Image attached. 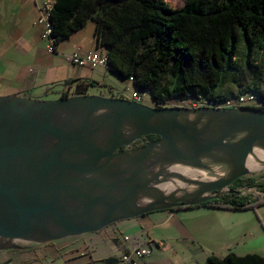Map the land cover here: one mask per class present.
<instances>
[{
  "label": "water",
  "instance_id": "1",
  "mask_svg": "<svg viewBox=\"0 0 264 264\" xmlns=\"http://www.w3.org/2000/svg\"><path fill=\"white\" fill-rule=\"evenodd\" d=\"M26 94L0 95V250L242 194L233 182L264 153V108Z\"/></svg>",
  "mask_w": 264,
  "mask_h": 264
},
{
  "label": "trees",
  "instance_id": "2",
  "mask_svg": "<svg viewBox=\"0 0 264 264\" xmlns=\"http://www.w3.org/2000/svg\"><path fill=\"white\" fill-rule=\"evenodd\" d=\"M50 19L55 48L95 21L96 47L104 49L107 68L147 90L159 107L247 92L264 99V0H186L180 7L166 0H54ZM86 89L77 83L76 93ZM262 204L264 199L225 193L200 205L240 210ZM206 264H264V256L230 252L211 255Z\"/></svg>",
  "mask_w": 264,
  "mask_h": 264
},
{
  "label": "crops",
  "instance_id": "3",
  "mask_svg": "<svg viewBox=\"0 0 264 264\" xmlns=\"http://www.w3.org/2000/svg\"><path fill=\"white\" fill-rule=\"evenodd\" d=\"M44 1L0 0V95L29 93L53 99L63 92L79 94L78 82L86 86L88 94L124 95L121 88L131 84V80L120 79L104 66H77L64 58V54L75 50L85 53L97 49L95 21L89 20L62 40L56 52L49 50V42L42 37V27L37 22ZM247 210L177 206L55 241L19 240L15 242L21 248L0 250V264H107V258L118 259L139 246L151 248L142 264H206L209 256L224 257L230 252L264 256L263 222L262 230L259 223L243 214ZM253 241L263 246L250 247Z\"/></svg>",
  "mask_w": 264,
  "mask_h": 264
},
{
  "label": "built area",
  "instance_id": "4",
  "mask_svg": "<svg viewBox=\"0 0 264 264\" xmlns=\"http://www.w3.org/2000/svg\"><path fill=\"white\" fill-rule=\"evenodd\" d=\"M53 8V1L46 0L44 1L40 14L38 17V24L42 27V37L45 38L49 44L48 48L51 52H56L54 46V38L52 36L53 26L51 24V11ZM64 58L67 62L84 67L95 68L98 66H104L107 68L108 59L105 51L102 49H95L89 52L82 53L80 50H75L70 53L64 54ZM130 79H133L131 77ZM146 95H150L147 90L136 89L133 86L130 99L144 103L143 99ZM151 97V95H150ZM187 102V101H183ZM189 106L199 107V106H210L216 108H240V107H264V99H260L258 94L255 92H247L245 94L239 95L237 97L229 98L220 102H215L213 100L200 99L197 101H188ZM173 106V105H172ZM176 106V105H174ZM181 106H188L182 105ZM129 237L126 236V239ZM151 253V248L148 246H139L135 247L132 250L123 253L119 258L116 264H142L141 261L143 258L148 256Z\"/></svg>",
  "mask_w": 264,
  "mask_h": 264
},
{
  "label": "rangeland",
  "instance_id": "5",
  "mask_svg": "<svg viewBox=\"0 0 264 264\" xmlns=\"http://www.w3.org/2000/svg\"><path fill=\"white\" fill-rule=\"evenodd\" d=\"M166 1L168 2V4L171 7H180V6L184 5L186 0H166ZM242 54H243V47L240 44L239 45V51H238V58L241 59L242 58ZM255 57L257 59H259V56L256 55ZM120 79H122V78H120ZM124 83H126V82H124ZM121 89H122V92L124 93V96L126 98L130 99L131 93H132V89H133V84L131 83L128 86H126V84H124V86ZM56 96H57V94H56ZM143 101H144V103H147V104H149L151 106H155V103L153 102V99H152V97H150V95H146L144 97ZM172 104H173V106L174 105H181V104L189 106L188 101L187 102L174 101ZM169 106H172V105H169ZM134 146H137V144L134 145ZM193 173H195L193 176H198V174H196V172L193 171ZM244 177H245V179L242 182V183H244L243 184L244 187H241L236 182H233L231 187H234L236 189H241L243 195H247V196H249L251 198L261 199V200L264 199V166L254 168L250 172V174H248V175H246ZM251 178L254 179L253 182H252ZM243 214H247L246 216H250V218H251V220L253 222L259 223V225L261 226V229L263 230V227L261 225V220H262L263 225H264V204L259 205V206L255 207L254 209L251 208V209H249L247 211H244ZM261 229L259 228L258 231L263 232L264 230L262 231ZM263 244L259 243V242H256V241H253L252 243H250L249 246L253 247V248H256V247H262Z\"/></svg>",
  "mask_w": 264,
  "mask_h": 264
},
{
  "label": "bare ground",
  "instance_id": "6",
  "mask_svg": "<svg viewBox=\"0 0 264 264\" xmlns=\"http://www.w3.org/2000/svg\"><path fill=\"white\" fill-rule=\"evenodd\" d=\"M258 158H253L252 161H251V168H255V167H258L260 164H259V161L262 162V160H264V153H259L258 154ZM183 174L186 175V176H193L195 173H193L192 170H183ZM171 188H176L177 187V184L175 185V183H172L170 185Z\"/></svg>",
  "mask_w": 264,
  "mask_h": 264
},
{
  "label": "flooded vegetation",
  "instance_id": "7",
  "mask_svg": "<svg viewBox=\"0 0 264 264\" xmlns=\"http://www.w3.org/2000/svg\"><path fill=\"white\" fill-rule=\"evenodd\" d=\"M242 178H243V177H241V178H238V179H242ZM238 179H237V180H238ZM244 179H245V178H243L242 180H244ZM237 180H236V181H237ZM236 181H235V182H236ZM241 184H243V183H241ZM239 185H240V184H239ZM243 187H244V186H243ZM239 190H240V189H239Z\"/></svg>",
  "mask_w": 264,
  "mask_h": 264
}]
</instances>
